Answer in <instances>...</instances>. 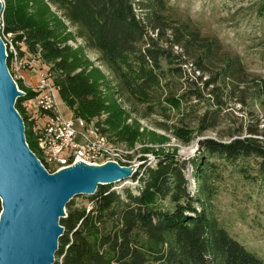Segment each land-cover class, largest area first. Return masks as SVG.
Wrapping results in <instances>:
<instances>
[{"label":"trees","instance_id":"trees-1","mask_svg":"<svg viewBox=\"0 0 264 264\" xmlns=\"http://www.w3.org/2000/svg\"><path fill=\"white\" fill-rule=\"evenodd\" d=\"M47 1L75 27L70 39L82 38L85 45L79 49L95 52L101 64L119 75L120 59L132 57L140 62L143 79L136 88L147 89L159 80V74L163 73L164 77L163 60L170 64L177 59L184 62L182 57L188 48L201 52L198 69H204V64L219 53L217 43L200 37V32L189 24H176L177 21L169 18L166 0ZM17 31L19 27L9 22L5 12L3 34ZM52 34L51 29L40 26L29 30L27 39L41 45L45 59L56 61L50 69L58 74L55 84L60 87V98L91 127L90 118L108 110L110 105L101 99V90L84 69L76 72L79 68L75 62L77 49L57 43ZM174 46H179L183 52H174ZM7 63L11 68L10 53ZM223 63L225 78L241 76L240 62L235 65L232 60L223 59ZM156 70L160 73H155ZM180 71L181 68H174L175 74ZM215 81L208 80L205 85L209 87ZM19 86L25 93L16 107L25 121L27 142L45 163L37 149V115L42 111L35 103L34 106L24 105L34 101L36 92L28 90L23 82H19ZM176 95L168 96V100L176 103L201 97L197 91ZM257 95L264 107V78L257 82ZM217 104L218 108H207L198 116L200 133L220 125L222 100L217 98ZM148 108L154 110L153 105ZM105 122L99 117L95 121L106 133ZM262 125V128L259 124L250 126L248 136L230 141L201 139L200 147L205 156L191 162L196 190L186 174L188 162L175 153H166L158 156L155 165L146 162L140 165L132 177L138 182L136 186L118 189L113 183L102 184L96 193L84 197L88 204L77 205L71 201L66 206V217L61 220L65 232L60 238L57 259L61 264H264L261 256L237 240L212 215L207 204L211 197L208 183L215 178L210 171L215 162L210 157L230 162L256 159L264 178V118ZM178 129V135L186 132ZM166 199H169L168 204L163 202ZM1 210L0 200V213ZM142 236L148 239V244L141 241Z\"/></svg>","mask_w":264,"mask_h":264},{"label":"rangeland","instance_id":"rangeland-1","mask_svg":"<svg viewBox=\"0 0 264 264\" xmlns=\"http://www.w3.org/2000/svg\"><path fill=\"white\" fill-rule=\"evenodd\" d=\"M2 3L0 33L3 38L6 35L13 40L22 69H30L36 83L40 72H51L54 82L58 74L50 69L56 61L45 59L41 45L27 39L29 30L46 26L53 31L52 38L57 43L77 49L75 62L79 68L76 72L84 69L101 90V99L110 105L108 110L90 118L91 126L95 125L97 117L107 121L104 126L108 128V138L127 152L119 164L136 166L134 173L144 162L155 165L158 156L175 153L188 162L186 174L196 190L191 162L205 156L200 147L201 139L230 141L248 136L250 126H263L264 107L257 95V82L264 78V0H166L169 18L177 21L176 24H189L200 32V37L217 43L219 53L204 64V69H198L201 52L194 48L184 51V62L177 59L170 64L163 60L164 77L163 73L159 74V80L147 89L136 88L143 79L140 62L132 57L120 59L119 75L101 64L95 52L79 49L85 45L82 38L70 39L75 27L47 0H2ZM5 12L9 22L18 26L19 31L3 34ZM174 52L183 50L174 46ZM223 59L232 60L235 65L240 62L241 76L225 78ZM177 67L181 68L179 74L174 72ZM16 69L12 56L9 70L13 76ZM211 79L216 81L207 87L205 82ZM17 82L19 85L23 80ZM27 82V89L33 90L34 84L28 79ZM56 87L59 107L65 117H71L74 109L60 98V87ZM192 91L201 93V97L185 98L176 103L168 100L174 93L179 96ZM217 98L222 100V121L216 129L200 133L198 116L207 108H218ZM34 103L37 106L35 98L27 102L33 106ZM150 105L153 111L148 108ZM37 116L42 123L45 117ZM178 128L186 132L178 135ZM210 160L215 162L210 168L215 178L208 183L209 210L237 240L264 259V178L257 160L241 158L230 162L219 157H210ZM133 175L113 183V187L136 186L138 182L132 179ZM84 197L76 196L72 201L77 205L88 204ZM163 202L168 204L169 199ZM141 241L148 244L146 237L142 236ZM56 264H61V260Z\"/></svg>","mask_w":264,"mask_h":264},{"label":"water","instance_id":"water-1","mask_svg":"<svg viewBox=\"0 0 264 264\" xmlns=\"http://www.w3.org/2000/svg\"><path fill=\"white\" fill-rule=\"evenodd\" d=\"M2 10L0 0V31ZM6 51L0 33V264H56L66 206L102 184L132 176L136 166L79 161L48 171L27 143L25 121L16 108L24 92L9 70Z\"/></svg>","mask_w":264,"mask_h":264},{"label":"built area","instance_id":"built-area-1","mask_svg":"<svg viewBox=\"0 0 264 264\" xmlns=\"http://www.w3.org/2000/svg\"><path fill=\"white\" fill-rule=\"evenodd\" d=\"M11 35V33H10ZM6 45V52L13 56L15 68H17L19 76L22 79H27L23 73V66L18 59V52L14 45H10V39H3ZM9 55V54H8ZM33 90L36 92L35 99L37 101V107L41 112L40 116L45 117L41 123L38 120V126L40 130V139L42 141V149L51 159L69 157L71 159V165L83 161L89 164H98L97 155H100V151L104 150V141H102V135L99 134L98 124L93 125V131H95V139H86L85 128L81 117L72 114L71 117H65L59 107V100L57 97V87L54 80L50 76L49 71L40 72L39 81L33 85ZM28 106L27 102H25ZM76 142V149H68L67 156L58 155V144ZM50 172L58 170H52V167H45ZM60 170V169H59Z\"/></svg>","mask_w":264,"mask_h":264},{"label":"bare ground","instance_id":"bare-ground-1","mask_svg":"<svg viewBox=\"0 0 264 264\" xmlns=\"http://www.w3.org/2000/svg\"><path fill=\"white\" fill-rule=\"evenodd\" d=\"M2 25H3V21H2ZM2 38H3V35H2ZM3 39H10V37L4 35ZM12 41L13 40L10 39V45H14ZM11 74H12V72H11ZM12 76H13V74H12ZM50 76L52 78L51 72H50ZM13 78L16 81L17 85H18L17 80L21 79V80H23L24 84L26 86H28L25 79H22V77L19 76L17 69H16V72H15V75L13 76ZM18 87H19V90H21L25 93V91L23 89H21L19 85H18ZM24 105L26 106L25 103H24ZM81 120L83 121V125L85 128L86 139H95V131H93V126L88 127L87 122L82 117H81ZM95 125H96V123H95ZM98 127H99V134L102 135V141L105 142L104 143V150L105 151H100V155H97V163L103 164L107 161L118 162V161L124 159V157L126 156L125 154L127 152L125 150H123L118 144L111 142V140L108 138L107 134L103 132L102 126L98 125ZM38 135H39V137H38V149L40 150V153H41L42 158L44 159L45 163L48 164L49 167L54 168V170H59V169L71 166V159L69 157H61V158L51 159L47 155V153L45 152V149H42V141L40 139V130L38 131ZM68 149H76V142L59 143L58 144V155L67 156V150ZM37 157L39 158L41 163L45 167H47L45 165V163L43 162V160L38 155H37Z\"/></svg>","mask_w":264,"mask_h":264},{"label":"crops","instance_id":"crops-1","mask_svg":"<svg viewBox=\"0 0 264 264\" xmlns=\"http://www.w3.org/2000/svg\"><path fill=\"white\" fill-rule=\"evenodd\" d=\"M23 73L25 74L26 79L31 81L34 85L36 84V77L30 69H23Z\"/></svg>","mask_w":264,"mask_h":264}]
</instances>
